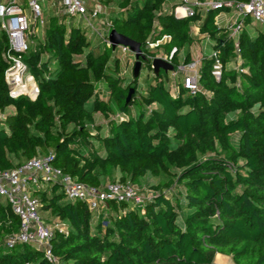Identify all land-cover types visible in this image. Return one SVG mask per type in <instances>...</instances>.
Segmentation results:
<instances>
[{"label": "trees", "instance_id": "1", "mask_svg": "<svg viewBox=\"0 0 264 264\" xmlns=\"http://www.w3.org/2000/svg\"><path fill=\"white\" fill-rule=\"evenodd\" d=\"M99 2L114 30L145 55L154 57L160 46L148 44L170 36L162 46L175 50L172 69L200 39L191 32L196 25L214 41L220 79L210 56L195 95L181 75L155 73L150 63L137 78L124 77L116 48L88 36L75 17L50 13L43 38L23 57L38 94L12 99L0 34V170L51 155L52 166L86 186L128 182L146 198L141 207L108 199L95 212L66 200L58 185L35 191L40 212L65 227L50 239L55 263L31 244L5 247L20 221L0 198V264H214L217 254L233 264H264V27L246 16L234 42L215 24L231 11L225 7L176 18L171 11L181 0Z\"/></svg>", "mask_w": 264, "mask_h": 264}, {"label": "built area", "instance_id": "2", "mask_svg": "<svg viewBox=\"0 0 264 264\" xmlns=\"http://www.w3.org/2000/svg\"><path fill=\"white\" fill-rule=\"evenodd\" d=\"M95 1L97 4H91L92 2L90 3L89 0H0V34L5 37L3 59L7 64L4 81L10 98L17 99L23 96L34 100L38 94L37 84L33 76L28 73L23 57L28 48L36 42V39L43 38L50 8L54 10L53 15L57 16L59 20L62 15L77 18L88 36L96 37L106 48H116L115 51L120 55V58H138L141 68L145 63H150L153 70L152 61L155 58L171 65L174 49L170 53L153 57L145 55L141 51L136 53L129 46L112 44L110 33L114 28L108 18L109 10L99 0ZM181 1L182 4L174 7L171 11L176 18L191 17L197 9H220L222 7L230 9L235 20L226 26V30L234 42L237 41L238 35L244 27L246 16H250L254 22L264 27V0H248L246 2L232 0ZM169 41L170 36L163 35L159 40L148 44V47L155 49ZM235 46L237 45L235 44ZM210 57L214 59L212 76L219 80L221 64L216 51H213ZM121 61L123 60L121 59ZM237 62L239 61L237 60ZM199 67L198 61H191L171 70L172 76H182V86L190 95H195L200 91ZM172 91L176 94L177 86H174ZM95 93L98 94L99 99H106L102 90L100 93L96 90ZM115 118L117 117H111L113 120ZM118 118L122 119L124 116ZM50 161L51 155H47L43 158H32L13 169L0 170V198L7 200L12 212L20 221L19 230L5 238L4 244L8 249L17 244H31L43 250L49 262H56L51 254L50 239L53 231L64 232L65 227L58 220L42 216L40 203L33 196L35 191L44 189L47 185H58L66 200L83 201L90 211L95 212L102 209L105 200L108 199L126 202L132 207H141L146 200L138 187L128 182L107 183L102 188L96 189L63 173L59 168L52 166Z\"/></svg>", "mask_w": 264, "mask_h": 264}, {"label": "crops", "instance_id": "3", "mask_svg": "<svg viewBox=\"0 0 264 264\" xmlns=\"http://www.w3.org/2000/svg\"><path fill=\"white\" fill-rule=\"evenodd\" d=\"M234 20H235V16L233 15L232 11L224 12V13L219 14L216 17L215 24L218 28H226V26L228 24L233 23ZM191 32L193 33V35H198L200 39L198 41L192 42L189 46H185L186 49L184 47L180 51V53L178 55V59H177V62H178L177 65L183 64L184 57H185L187 52H188L189 57H190V62L193 61L192 57L196 56V58L199 57V59H196L195 61H199L200 65L202 63V60L205 57L210 56V54L213 52V46H214L213 40L205 37L203 34H199V28L196 25H192ZM164 53H166V52H161L160 54L156 55L155 57L163 55ZM171 65H170V70H173ZM97 121L104 123L105 118L103 116L99 115V116H97ZM226 258H228L230 262ZM214 264H233V262H232L231 257L217 254L214 258Z\"/></svg>", "mask_w": 264, "mask_h": 264}, {"label": "water", "instance_id": "4", "mask_svg": "<svg viewBox=\"0 0 264 264\" xmlns=\"http://www.w3.org/2000/svg\"><path fill=\"white\" fill-rule=\"evenodd\" d=\"M110 42L114 45L116 44H120V45H125V46H129L134 52L139 53L140 49H139V45L132 41L131 39L125 37L124 35L119 34L116 30L111 31L110 33ZM152 67H153V71L155 73H157V71L159 70V68H163L165 70L170 69V65L165 63L164 61H162L161 59L155 58L152 61ZM168 68V69H167ZM141 70V62L140 61H136L134 66H133V70H132V75L134 78H137L139 76ZM134 92L133 89H130L126 98H125V103H128L132 93Z\"/></svg>", "mask_w": 264, "mask_h": 264}, {"label": "rangeland", "instance_id": "5", "mask_svg": "<svg viewBox=\"0 0 264 264\" xmlns=\"http://www.w3.org/2000/svg\"><path fill=\"white\" fill-rule=\"evenodd\" d=\"M89 2L91 3V4H97L96 3V1L95 0H89ZM53 9L52 8H50L49 9V14L50 13H52L53 14ZM77 18H76V23L75 24H77ZM199 47V46H198ZM185 49H186V47H185ZM161 52H166V47H164V46H160V48H158L155 52H154V56H156V55H158V54H160ZM193 58V61H195L196 59H199V57L198 58H196V56H193L192 57ZM123 61L121 62L122 63V66L124 65V69L122 70V72H121V74L124 76V77H127V76H130V75H132V70H133V65H134V63L136 62V61H138V58H136V57H128V58H125V57H122L121 58ZM198 65H200V63H199V61H198ZM124 70H125V72H124ZM145 70V69H144ZM143 72H145V71H143ZM172 94H174L173 93V91H172ZM41 215L42 216H44L45 218H48L49 216H48V214L47 213H41ZM226 259H228V258H226ZM228 261H229V259H228ZM230 262V261H229Z\"/></svg>", "mask_w": 264, "mask_h": 264}]
</instances>
